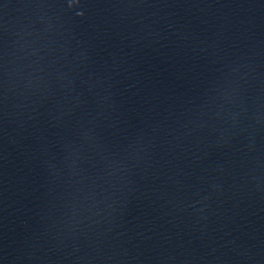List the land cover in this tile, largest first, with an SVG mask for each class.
<instances>
[{"label": "water", "instance_id": "water-1", "mask_svg": "<svg viewBox=\"0 0 264 264\" xmlns=\"http://www.w3.org/2000/svg\"><path fill=\"white\" fill-rule=\"evenodd\" d=\"M0 264H264V0H0Z\"/></svg>", "mask_w": 264, "mask_h": 264}]
</instances>
